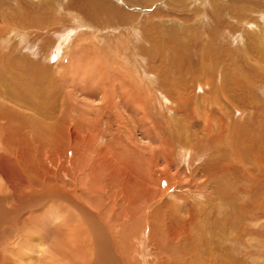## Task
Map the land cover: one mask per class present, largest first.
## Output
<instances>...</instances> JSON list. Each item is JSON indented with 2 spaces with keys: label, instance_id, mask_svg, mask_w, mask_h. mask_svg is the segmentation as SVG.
I'll return each mask as SVG.
<instances>
[{
  "label": "bare ground",
  "instance_id": "obj_1",
  "mask_svg": "<svg viewBox=\"0 0 264 264\" xmlns=\"http://www.w3.org/2000/svg\"><path fill=\"white\" fill-rule=\"evenodd\" d=\"M84 1L82 8L85 7ZM33 2L39 3L37 0ZM202 4L204 8H212L209 0H202ZM21 10L19 15L15 11H3L0 14V18H3L0 25V178L6 183V189L0 188V244L8 240L7 234H23V240L17 242L16 247L6 246L5 250L17 260L16 264H25V259L33 261L31 263L43 264L42 260H37L34 256L38 253L42 256L44 251L48 252L49 257H62L64 262L60 264H264V104L253 96H250L249 103L237 95L238 90L245 89L243 82L250 80L252 84L256 76L243 68L237 69L239 66L233 67V64L230 68L227 64V68L225 65V69L223 67V71H219V64H216L220 59L219 62L218 59H212L211 69L203 61L204 67L195 69L191 66L190 71L184 70L181 68L183 64H180L182 60L177 64L172 63V67L168 68L165 63L166 51L183 53V47L178 50V46H182L185 39L182 42L183 38L179 39L174 32L167 34L169 36L166 40H161L160 44L157 43L159 48L156 47V53L160 60L156 61L159 66L152 61L150 66L155 65L152 68L155 70L154 74H146L143 82H146L148 94H153V101L159 100L163 109L159 113L163 126L159 127L158 134H163L164 137L160 157L166 162L167 169L163 168L166 170L163 175L157 174L160 177H157L158 188L166 191L165 199L160 198L159 204L156 202L157 194L149 188L156 180L153 173H150V177L147 175L144 181L147 188H136L139 195L134 194L132 188L129 189L131 186L128 189L125 187L124 175L120 170L109 163L108 154L93 151L95 146L92 143H97L99 137L95 138L90 133L83 136L84 133L77 129L78 121L72 114L76 110L71 108L73 106L70 102H67L69 105L66 109L59 110L63 102L61 96L57 95L59 89L54 76L60 71V63L64 58L62 56L67 51L60 49L67 34L73 31L69 26L73 24L70 19L80 16L72 9L73 13L70 12L65 18L64 12L60 15L58 11L53 16L55 21L52 17L51 21H44L39 14L36 17L27 15V8L23 5ZM221 14V11L217 14L215 33L225 23L224 20L221 22ZM193 18V23L202 24L201 27L205 30L210 29L213 24L207 11H198ZM228 18L229 23L218 33L220 38L233 39V33L229 29L232 24L237 23L242 27L248 24L254 30V37H260V41H253L257 46L253 50L257 48L260 53L257 62H254L255 66L264 68V23L254 24L249 21V17H243L234 23L232 15ZM175 20L179 25L185 23L177 17ZM180 26L178 28L181 29ZM59 29L66 31L64 35L60 36ZM131 29L125 35L113 32L116 40L111 42V47L118 50L120 45H123L122 48L134 46L137 34L132 37ZM249 33L239 39L240 45L247 47L248 39L253 36ZM238 34L234 32L233 35ZM11 36L17 37L11 40ZM204 38H208V42H216V37L212 35L206 34ZM235 39L236 37L233 40ZM206 40L203 46L208 44ZM80 49H83L82 46ZM74 52L77 53V50ZM222 53L226 52L223 50ZM92 55L97 56V53ZM71 64V72L80 67L76 66L77 62ZM138 64L140 68H144V64ZM90 68L86 69L88 77L91 74ZM255 70L252 69V72L256 73ZM256 75L258 76V72ZM97 89L98 87L94 91ZM103 90L105 89L100 90L102 97H98L103 103L96 110L99 116L105 115L110 106ZM220 94L227 100L224 99L225 103L233 106V114L227 113L226 105L217 98ZM88 95L90 98L96 96L95 93ZM189 105L202 109L203 116H196L202 122V127L196 121L191 123L193 116L189 114H193V111L190 112ZM235 114L238 117L234 122ZM246 117L255 118V121L250 123L251 120ZM240 120H247L244 127L239 124ZM214 121H217L216 125L213 124ZM67 130L70 133H65ZM67 141L70 144L66 147ZM170 169L177 176H172L173 171L171 173ZM85 170L87 171L84 173ZM178 174L188 179L187 187L185 186L187 195L178 191L167 201L166 195L172 193L170 183H175ZM87 178L89 179L86 181ZM140 183L141 181L138 184ZM207 190H210L208 194ZM100 192L107 197V211H103L99 201ZM93 197L99 199L94 201ZM74 198L83 199L82 203L78 205L73 201ZM57 199L67 200L77 212L76 220L73 223L70 221L71 224L65 228L50 221L59 220V215L63 216L62 220L65 218V213L58 212V205L56 208L48 205L46 213L36 209ZM179 202L183 208H178ZM120 205V210L116 213ZM129 207L133 213L126 211ZM180 210L182 212L179 213ZM142 211H145V224H138L135 220L132 232H124L126 219L137 217L136 212L140 214ZM158 214L161 219H157ZM41 216L47 219L44 222L42 220V228L38 220ZM141 216L143 217L142 213ZM111 220H116L113 226L107 224ZM45 223L52 225L54 229L44 228ZM44 234L52 242L51 246L43 239ZM15 236L12 240H15ZM1 259L0 264H5V260L3 262Z\"/></svg>",
  "mask_w": 264,
  "mask_h": 264
},
{
  "label": "rangeland",
  "instance_id": "obj_2",
  "mask_svg": "<svg viewBox=\"0 0 264 264\" xmlns=\"http://www.w3.org/2000/svg\"><path fill=\"white\" fill-rule=\"evenodd\" d=\"M33 1H36V0H0V10H2L3 9L2 7H4V9L2 11H0V14L3 11L4 12L5 11L6 12H14L15 11L19 15L20 13H22L21 12L22 11L21 5H23L27 8V12H26L27 15H30V16L33 15L32 17H36V14H39L41 16V19L44 21H47V20L51 21V19L53 21H55L53 16H55L58 11H59L58 14H60V15L63 14V12H64L63 17L65 18L70 12H72V9H73V12L75 14H78V16H80L79 18L73 17L72 19H70L73 24H72V26L71 25H69V26H70V28L73 29V31L70 34H67V37H66L67 39L63 42L62 48L60 49L61 51L62 50L64 51V49H66L67 51L65 52V54L63 52L64 55L62 57H64V58H62L61 63L59 62L60 66L62 65L63 67L61 66L62 67L61 68L59 66L60 71L57 72L58 74L56 73V76H54V81L57 80L56 81L57 86H58L57 89H59V90H57V92L58 91L59 92L58 93L56 92V93H57V95L61 96V101L63 102L61 104V109L59 106V110L61 111L62 108H65L67 105H69V103H67V102H70L71 106H73L71 108L72 109L74 108V111L76 110V112L72 113V114H73V117L75 119H77V121H78L77 125L79 128H77V129H79V131L81 133H84L83 136H86L88 133H90L91 136H93L95 138L99 137L98 141L96 140L97 143H92V145L95 146V149L93 151H95V152L100 151V153L106 152L105 154H108L109 163L111 162L110 164L112 166L118 168L120 170V172L124 175L123 180H124V185L126 183L125 187L127 188V187L131 186L129 189L132 188L131 190L134 191V194H136V195H139V194H137V192H138L137 189L139 190V188L141 189L144 187L147 188L146 184H144V181H145V179H147V175H148V177H150L151 176L150 173L151 174L153 173L152 175L153 176L155 175L154 177L156 178V180L154 181L155 183H152L149 188L151 190H153L155 192V194H157L156 199L157 198L158 199L156 200V202H159V204H160L161 203L160 198H162V200L165 199V192L166 191L159 189L157 186V177L159 179L160 178L159 176L163 175L165 173L166 170L164 171L163 168L167 169L166 162L164 163L163 159L160 157L164 137L162 136L163 134L161 136L158 134L159 133L158 132L159 127L163 126L162 120H161L162 116L159 115V113L163 110L161 108L162 103H159V100H156V99H154L155 102L153 101V94L150 95L146 91V87H145L146 82H143L145 80L143 78H145L146 74L147 75L148 74L153 75L154 69H152V68L155 67V65L159 66L158 65L159 63L156 61V60H160L157 53H156V47L158 46L157 48H159V45H157V43L160 44L161 40H163V39L166 40V38L169 36L167 34H170V33L174 34V32H175L174 35L178 36L179 39L183 38L182 42L185 39L184 44H181L182 46L179 45L180 47L178 46V50L183 47V49H181L184 51V52L182 51L183 52V53H181L182 55L180 54V52H179V54H177L176 52L170 53V52L166 51L167 54H169V55L166 54L167 58H165L166 59L165 63H167L168 68L172 67V66H170V65H172V63L177 64V63H180V61L182 60L181 61L182 63H180V64H183V65H181V68H184V70L190 71L192 69L191 66H193L194 68L195 67H197V68L204 67L205 64L202 63L203 61H205L207 68L211 69L210 65L212 63L211 62L212 59H214V60L218 59L217 62H219V59H220V62L216 64V65L219 64L220 68L217 67L219 71H223V67L225 65H226L225 66L226 68L228 65H229V68L232 67V64H233V67L239 66V68H237V69L243 68L246 71H248V73L250 72L251 74L256 76V78L257 77L258 78L257 79L255 78V80H253L252 84H251L250 80L249 81L246 80L247 85H246V82H243L244 84H242V85L245 86V89L238 90L237 95L242 99L248 100L249 103H250V100H249L250 96H253L254 98H257L258 100H260L259 103L264 104V83H263L264 82V68H263V66H261V67H257V65L255 66L256 63H254V62H257L260 53L257 52V50H256L257 48L255 50H253L254 47L256 46V44L253 43V41L254 40H256V42L260 41L259 40L260 37H254L255 36L254 30L250 29V27H248L249 26L248 24L246 26L242 27V26L238 25L237 23H235L238 21V19L241 20V19H243V17L245 19L247 17H249L248 19L252 23L257 24V25H262L264 23V20L262 18V17H264V0H209V2L212 5V8L209 6L208 7L206 6V8H204V6L202 4V0H85L84 1L85 7H83V8L81 6L83 3V0H55V1L52 0L54 2H52V1L50 2V0H43V1L37 0V1H39V3L38 2L35 3ZM19 3L21 5H19ZM53 3L54 4L56 3V4L54 5ZM15 5H17V6H15ZM41 8H43L44 10ZM42 10L45 12H43ZM195 11L196 12L207 11V14L210 16L211 20H213V24H212L210 29H206V30L202 29V27H201L202 24L199 25L197 23H193L192 19H194L193 17H194V14L196 13ZM220 11L223 13V14H221V16L223 17V18H221V22H223V20H224L225 23L222 24L221 25L222 27H220L218 32L215 33L214 32L215 25H216L215 22L217 21V14H219ZM45 15L47 16L46 18H45ZM231 15H232V20L234 19L235 24H232V20H231L230 24H232V25L230 26L229 29L233 34H234V32H236V34H238V33L239 34H238V36H235L232 34L233 39H234V37H236L237 40L236 39L233 40L231 38L230 39L228 38L227 40H223L220 38L218 33L221 31V29L225 28L224 25H227V23H229L228 16H231ZM241 16H243V17H241ZM16 17H20V16H16ZM171 17H172V20H169V19H171ZM176 17L179 18L180 20L182 19L183 22H185V23L186 22L188 24L190 22L191 23L189 25L183 23V25L180 24V25H182V26H180L179 22L175 20ZM12 19L13 18H9V20H12ZM20 22H21V20H20ZM176 22H178L177 25H176ZM2 23H3V18H0V25H2ZM75 24H76V27H74ZM171 25L173 26V28ZM179 26L181 27V29L178 28ZM161 27H162V29H161ZM130 29L133 31V32L132 31L130 32V35L132 37H134L133 35L137 34V37H135L136 42H135L134 46L132 45L131 48H129V47L128 48L127 47L122 48L123 45H120V48L118 50H116L115 47H111V42H115V40H116L115 38H113V36L115 34L116 35H118V34H120V35L124 34L125 35V34L129 33L128 31H130ZM243 29H245V30H243ZM59 30L61 31L60 36L64 35V33L66 32V31L63 32V30H61V29H59ZM108 32H111L112 34L111 33L108 34ZM113 32H115V34H113ZM246 33L253 35V36H250V39H248L249 44L247 43V47L242 46L238 43L239 39H242L243 35ZM196 34H200V35H196ZM206 34L216 37V42L215 41L208 42V40H206L208 38H204V36ZM202 35H204V36L202 37ZM16 37L17 36H11L10 39L14 40ZM120 37H123V36H120ZM178 37H176V38H178ZM70 38H71V41H69ZM253 38H255V39H253ZM73 39H74V41H73ZM80 39H81V41H80ZM86 39L87 40L89 39V40L86 41ZM217 39L219 41H217ZM83 40H85V41H83ZM205 40L208 42V44L204 45V46H206V47L209 46L208 48L203 46V44H204L203 42H205ZM230 41H233V42H230ZM16 42L17 41L15 40L14 44H16ZM75 44H76V46H75ZM176 44H177V41H176ZM252 44H254V45H252ZM193 45H194V47H193ZM80 46H82L83 49H80ZM248 46L250 49L248 48ZM260 46L262 47V44H260ZM85 48L88 51H86ZM90 48H92V49H90ZM217 49H220L221 52H219L220 50H217ZM75 50H77V53L74 52ZM223 50L226 53H222ZM95 51L97 53V56L92 55V54H94V55L96 54ZM73 52L76 54H73ZM99 52H100V54H99ZM130 52H131V54H130ZM144 52H146V53H144ZM263 52H264V48H263ZM124 53H126V54L122 55ZM175 53H176V55H175ZM90 54L93 57H95V60L92 56H90ZM115 55H116V57H115ZM218 55H220V56L217 58ZM113 56H114V58H113ZM211 56H213V57H211ZM222 56H223V58H222ZM85 57H87V58H85ZM146 57H148V59ZM97 58H98V61H97ZM168 59H170V60H168ZM80 60H81L80 63H82V64H80L78 62ZM70 61H72V62H70ZM106 61H109V62L106 63ZM136 61H138V63H141L142 65L144 64L143 65L144 68H142V67L140 68V64H138V63L136 64ZM152 61L155 64L153 67L150 66V65H152V63H151ZM76 62L79 65H77ZM113 62L116 65L113 64ZM71 63H75L76 66H80V67L76 71H74L72 69L74 72L73 71L71 72L70 65L71 66L73 65ZM245 63H246V65H245ZM105 64H107V67ZM92 66H94V67H92ZM97 66H99V67H97ZM87 67H88V69L91 67L90 68L91 69L90 77H88V75H89L88 72L86 74ZM149 67H151V68H149ZM225 67H224V69H225ZM80 68L82 69L81 72H79ZM104 68H105V70H104ZM118 68H119V70H118ZM107 69H109V70H107ZM137 69H139V70H137ZM252 69L255 70L256 73L254 71L252 72ZM83 70H84V72H83ZM257 72H258V76L256 75ZM101 73H102V75H101ZM132 73H133V75H132ZM260 74H262V75H260ZM54 75H55V73H54ZM116 77H117V79H116ZM86 78H87V80H86ZM260 82H262V83H260ZM103 83H105V84H103ZM114 83H116V84H114ZM125 83L128 85H126ZM109 84H110V87H109ZM258 84H259V86H258ZM112 86H113V88H112ZM117 86H118V88H117ZM120 86H122V88H120ZM96 87H98V89H100V90H102V88L105 89V90H103V92L105 91L106 95L108 96L107 101L109 100L108 102L110 104V106H108L106 111H105V115L102 114L101 116L96 114V110L99 108V106H101L103 104L100 101V99L98 98L100 96L102 97V95L100 94V90L97 89L96 91H94V89ZM90 93H93V94L95 93L96 96L95 97L91 96L92 98H90V97H88L89 96L88 94H90ZM84 94H86V95H84ZM217 98L227 106V107L225 106V108H227L226 111H228L227 113L233 114V112H234L233 106L231 107L227 102L225 103V100H226L225 97L220 94L219 96H217ZM146 99H148V101ZM66 100H69V101H66ZM149 100H150V102H149ZM256 105H258V104H256ZM190 107H189V109L191 110L190 112L193 111L192 112L193 114H191V113L189 114L191 117L193 116L191 123L196 121L202 127V122L198 121L199 118L196 117L199 114H200V116L201 115L203 116L202 109H198L197 106L195 107L193 105ZM198 107H199V105H198ZM195 108H197V110ZM196 111H197V113H196ZM107 117L109 118V120ZM164 117H166V116L164 115ZM236 117H238L237 114L234 115V119H233L234 122H235ZM247 118L248 117H246V119ZM96 119H98L97 123H99V121H102V120L103 121H102V123L97 124ZM222 120H224V119H222ZM248 120H251L250 121V123H251L253 120L255 121V118H253V119L248 118ZM216 122L217 121H214L213 124L216 125L217 124ZM238 122L240 125H242V127H244L243 124L244 123L246 124L247 120L246 121L240 120ZM77 125H75V126H77ZM191 126L194 127V124H192ZM75 129H73V131ZM65 133H70V131L67 130V131H65ZM69 144L70 143H68V141H67L65 146L67 147V145L69 146ZM158 151H160V152L158 153ZM147 157H149V158H147ZM148 161L149 162L152 161L154 163L151 164V162L149 163ZM162 161H163V163H162ZM160 163H161V165H160ZM147 164H151V166L147 165ZM164 165H165V167H163ZM122 166H123V168H122ZM160 166H162V167H160ZM148 167L149 168L151 167V169L152 168L153 169L151 170ZM120 168H122V169H120ZM86 171L87 170H85L84 173ZM156 171H158V172L156 173ZM170 171H171V173L173 171L172 176L176 175L174 170L170 169ZM161 172H163V173H161ZM81 176H83V174H81ZM81 176H79V178ZM183 176L184 175L178 174V177L176 178L175 183H170L172 193L166 195L167 201H168V198L170 199L172 196H174L176 193H178V191H179V193L184 194L185 196L187 195V193H186L187 189H185V186L187 187L186 181L188 179H185L186 177L183 178ZM179 177H180V179L183 178V180L182 179L180 180ZM136 178H138V179H136ZM88 179L89 178H87L86 181ZM127 180H128V182H127ZM139 180L141 181L140 184H138L140 182ZM141 184H143V185H141ZM190 187H192V185ZM0 188L6 189V183L1 178H0ZM5 191L7 192V190H5ZM209 191L210 190H207V194ZM201 193H202V191H201ZM100 195H101L100 196L101 199L99 201L102 203L103 211H107V209H108V204L106 203L107 197L103 194V192H100ZM98 199L99 198L93 197L94 201L98 200ZM78 200L76 198L73 199V201H76V203L79 205L82 203L83 199L79 200V201ZM166 200H165V203H166ZM106 204H107V206H106ZM48 205H50V207H55V208L58 205L59 206V207L57 206V208H59L58 212L61 211L62 213L66 214L64 216L65 218L63 220L61 219V218H63L62 215L61 216L59 215V220L58 219L50 220V221L55 222L54 224H56V225L59 224V226H63L65 228L67 225L71 224V222L73 223V220L74 221L76 220L75 216H76L77 212L74 208L72 209V207H71L72 205L69 204L67 202V200L63 201L62 199H57L56 201L50 202L47 205H43V208H41L42 206L41 207L39 206L40 208L37 207L36 209L38 211L40 209L42 211L44 210L43 212L46 213V211L49 210ZM178 206H179L178 208L184 207V206H182V203H180V202H179ZM120 207H121V205L116 210V213L119 212ZM130 208L131 207L127 208L126 211L133 213V211H130L131 210ZM62 209H63V211H62ZM144 212L145 211H142V212H140V214H138L139 212H136L137 217L132 216L131 218L126 219V224L124 225V227H125L124 232H127V233L132 232V230H133L132 226H133V223L135 222V220H136V222H138V224H141V223L145 224L146 218L144 216V214H145ZM180 212H182V210H180L179 213ZM141 213L143 214V217L141 216ZM102 214L103 213H101V215ZM115 216L117 217L118 215H115ZM152 216H154V215H152ZM156 217H157V219H159V218L161 219V216L159 214ZM40 218L41 219H38V220H40L39 225H40V228H42V220L44 222L47 219L44 218L43 216H41ZM115 221L116 220H111V221L107 222V224L110 226H113V223ZM59 226H57V227H59ZM44 228L54 229V227L52 225H48V223L44 224ZM21 234L22 233L15 234L16 236L13 234L11 235V233L7 234L8 240H6L5 242L2 243L4 245L0 244V254H1V256H4V257L0 256V259L2 258L1 260L3 262L5 260V264H16L17 260H15V258H13L8 253H6L5 250H7L6 246L16 247L17 246L16 244H18L17 242L23 240V236H22L23 234L22 235ZM14 236L16 238H15V240H12V237H14ZM42 237L45 240V242L48 244L49 238L47 237V234H44V236H42ZM51 244H52V242H49L48 246H51ZM39 254L40 253H38V255H35L34 257L37 260H39V259L42 260L43 264H55V263L60 264L62 262V259H63L62 257H57L54 255H51V253H50L51 256L49 257L47 251L42 252V256H41V254L40 255ZM25 260H26L25 264H29V263L30 264H36V263H31L33 261L28 262L27 259H25ZM38 264H40V263H38Z\"/></svg>",
  "mask_w": 264,
  "mask_h": 264
}]
</instances>
